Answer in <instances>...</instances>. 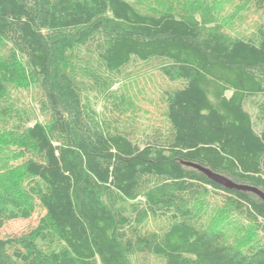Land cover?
I'll return each instance as SVG.
<instances>
[{"label": "trees", "instance_id": "trees-1", "mask_svg": "<svg viewBox=\"0 0 264 264\" xmlns=\"http://www.w3.org/2000/svg\"><path fill=\"white\" fill-rule=\"evenodd\" d=\"M142 3L0 0V229L43 212L0 238V264H264V201L185 165L264 193V126L245 108L264 125V21L243 37L198 0L192 15ZM136 66L174 84L162 92L168 132L142 141L124 130L132 97L111 90ZM33 85L31 123L12 94ZM149 219L165 224L147 231Z\"/></svg>", "mask_w": 264, "mask_h": 264}, {"label": "rangeland", "instance_id": "rangeland-1", "mask_svg": "<svg viewBox=\"0 0 264 264\" xmlns=\"http://www.w3.org/2000/svg\"><path fill=\"white\" fill-rule=\"evenodd\" d=\"M130 1L138 8H141V6L146 7V4L142 3V0ZM144 1L149 2V0ZM198 2H203L202 7L206 11L214 14L215 22H217L216 24L232 35L247 37L253 34L257 26L261 25L264 21V13L256 11L252 4L247 0H198ZM196 5L197 3H195V0H175V4L172 8L174 12L189 15L196 13L200 14ZM143 68L144 67L139 66L127 70L129 71L127 76L120 78L117 83L111 87L112 91H115L122 96H131V99H133L131 109L135 111H129L127 117L124 115L123 121L124 130L126 128V132L134 141H142L146 136L166 133L169 130V123L164 114L165 106L163 103L162 92L166 88L174 86V84L165 80L157 70H145ZM83 79L87 81L85 85L92 87V84L87 77H83ZM86 95L90 101L93 102L96 109L100 110L105 99L96 91H88L86 92ZM38 96L39 94L34 85L31 86L30 91L27 93L24 90L14 89L12 94L13 103L22 113L19 114L22 121L33 123L35 119L42 120V115H40L38 111L40 100L35 99ZM245 108L251 114L255 122V129L259 132L264 125L256 120L257 111L255 106L252 102H249L246 103ZM20 162V160H11L9 164L15 166ZM205 205V208L208 207L210 209L201 217L204 223L208 221V217L215 216L218 210V208H216L217 204L212 201L207 202V204L205 202ZM199 213L200 212H198V214ZM42 215L43 212L37 209L35 214L28 220L16 219L8 222L0 229V238L19 235L28 231L31 227L37 224ZM164 224L165 222L162 220L149 219L145 224V230L157 231L161 229ZM241 226H246V223H241ZM247 245L249 244H242V246ZM146 263L162 264L163 260H154L150 257L146 260Z\"/></svg>", "mask_w": 264, "mask_h": 264}, {"label": "water", "instance_id": "water-1", "mask_svg": "<svg viewBox=\"0 0 264 264\" xmlns=\"http://www.w3.org/2000/svg\"><path fill=\"white\" fill-rule=\"evenodd\" d=\"M185 165L188 167L199 170L208 178V180L224 187L225 189L235 190V191L252 192L264 201V193L262 191H260L259 189H257L256 187L237 184V183L231 181L230 179H228L222 175L216 174L214 172H211L209 169L201 167L197 164L186 163Z\"/></svg>", "mask_w": 264, "mask_h": 264}]
</instances>
